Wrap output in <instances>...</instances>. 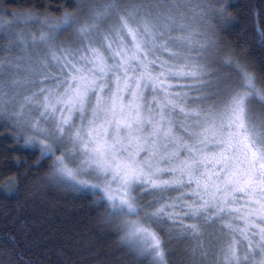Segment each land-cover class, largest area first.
Here are the masks:
<instances>
[{
	"label": "snow or ice",
	"instance_id": "1",
	"mask_svg": "<svg viewBox=\"0 0 264 264\" xmlns=\"http://www.w3.org/2000/svg\"><path fill=\"white\" fill-rule=\"evenodd\" d=\"M119 3L104 0L82 23L67 13L45 20L31 43L11 45L22 52L0 59V115L12 109L17 139L39 153L37 166L51 160L58 182L95 196L94 207L108 205L140 264H166L160 233L169 224L170 237L197 241L194 259L264 264V113H253L264 108V86L244 65L235 80L219 78L213 41L201 42L188 24L192 0ZM34 23L31 14L0 17V27ZM70 29L75 46H58ZM137 191L159 198L142 206ZM171 191L181 195L161 203ZM217 221L212 251L202 228Z\"/></svg>",
	"mask_w": 264,
	"mask_h": 264
},
{
	"label": "trees",
	"instance_id": "2",
	"mask_svg": "<svg viewBox=\"0 0 264 264\" xmlns=\"http://www.w3.org/2000/svg\"><path fill=\"white\" fill-rule=\"evenodd\" d=\"M196 1L198 6L211 8L215 13L211 18L212 69L221 79L235 80V66L244 65L255 76L258 87L264 86V37L257 31L258 26L264 31V0H192V3ZM103 2L0 0V17L8 21L14 14H31L36 20L56 22L65 13L83 17ZM66 33L72 37L71 31ZM63 34L57 43L69 38ZM15 41L5 31L0 34V57L18 52L17 48L8 51ZM226 61H231L232 67H225ZM11 123L6 114L0 115V264H140L141 258L121 243L122 233L117 224L109 222L108 205L94 207L95 196H85L67 187L64 181L58 182L51 175V160L37 166L39 153L30 155L21 147L24 140L17 139L18 131ZM178 194L179 191H171L164 196L176 198ZM158 198L147 195L140 204ZM160 235L165 244L166 264H204L178 247L179 241L167 237L166 232Z\"/></svg>",
	"mask_w": 264,
	"mask_h": 264
},
{
	"label": "rangeland",
	"instance_id": "3",
	"mask_svg": "<svg viewBox=\"0 0 264 264\" xmlns=\"http://www.w3.org/2000/svg\"><path fill=\"white\" fill-rule=\"evenodd\" d=\"M131 3H132V0H126L124 3L120 2L118 6L121 9H123L125 7L131 6ZM185 8L187 10L186 14L188 15V24L191 25V30L201 33V36L198 37V39L201 42H205V38H210L213 41V39H214L213 30L214 29L212 28L213 27V22L211 20L213 15H215L213 10L211 8L205 9V7L203 9L202 7L198 6V1H196V4H195V2L191 3L190 5L186 3L185 4ZM200 8L203 9V12L195 11V10L200 9ZM84 16H86V15H84ZM84 16L83 17L82 16L78 17L80 23L83 22ZM38 21H39V23L29 24L26 28H23V29L20 26H18V25L17 26H13L12 30L13 31L16 30L13 33L9 32L10 28H8L7 26L0 27V34H2V32L5 31V33L9 34L13 38V40L15 38L16 41L13 42L11 45H14L18 41H28L29 43H31V40H32L33 36L34 35H38L39 32L42 30L43 22L45 20H38ZM50 22H53V21H50ZM111 22L112 21H109V23H111ZM69 31H71V33H74V29H70ZM32 32H33V34H32ZM65 34L68 35L69 38L68 39L65 38L66 41H61V42H58V43L56 41V44L58 46L59 45H64L65 47H67L68 45L75 46V42L77 41V37H75L74 34H72V37H73V40H74V41H72V39H71L72 37L70 38L69 34L66 33V32L63 34L64 37H65ZM70 39H71V41H69ZM213 43H214V41H213ZM17 49H18V52H16V53L12 52L11 54L4 55L3 57L1 56L2 58L0 57V59L6 61L7 58H12L14 60L16 58V56L22 52L21 48H17ZM219 78H221V77H219ZM45 86H47V85H45ZM149 99H151V96L149 97ZM16 107L18 108V105ZM253 113H255V114L264 113V108H262L261 105H259V104H255V105H253ZM4 114H6L12 120L11 124L14 125L15 124V120L12 118V116H13L12 109L5 110ZM38 115H39L38 113H34L32 118L35 119V117L38 116ZM2 116H3V114H2ZM77 123H79L78 119H77ZM16 130L18 131V133L20 132V130L18 128H16ZM23 135L27 136V133H24ZM62 151H63V149H62ZM167 178H169V177H165V179H167ZM184 192H190V190L189 189H184ZM135 195L137 197H139V200H138L139 204L142 203L143 200H145L147 198V195H143L141 193V191H137L135 193ZM179 195H181V192H179V194L177 196H179ZM148 196L150 198L153 195L148 194ZM165 197H168V196L165 195L164 198ZM168 198L164 199L163 203L169 202ZM169 199L171 201L175 200V198H169ZM187 202L190 203L191 202L190 199L187 200ZM140 205H142V204H140ZM144 205H147V204H143L142 206H144ZM160 206H161V204L156 205L154 208H152V210H148V209H146V210L155 211V209L159 208ZM237 206H239V205H237ZM141 214H143V213H141ZM220 224H221V222L217 221L216 223H208V224L203 226L202 231H203L204 234L202 236V241H203V243L205 245V248H210L212 251H215L216 248L219 247V245H215V246H213V245H214V242L216 240H218L219 237L222 235V233L219 231ZM168 231H169V228L167 227V225H164L162 232H166L167 233V237H169L170 239H174L176 241H179V246L178 247H180L182 250H184L187 253H190L192 255V248L196 245L197 241L189 240V239H182L180 237V234L179 233H175V232L170 237L168 235ZM215 259H216L215 256L210 255L209 258L204 260L203 262H204V264H213ZM194 260L195 261L200 260L199 259V252H197L196 258Z\"/></svg>",
	"mask_w": 264,
	"mask_h": 264
}]
</instances>
